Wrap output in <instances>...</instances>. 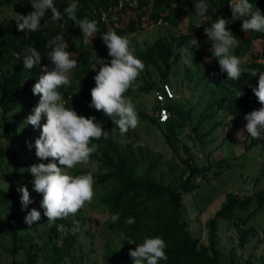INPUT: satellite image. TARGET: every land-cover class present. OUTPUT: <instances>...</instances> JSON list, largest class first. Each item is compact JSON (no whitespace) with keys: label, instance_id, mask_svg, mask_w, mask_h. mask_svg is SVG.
<instances>
[{"label":"trees","instance_id":"obj_1","mask_svg":"<svg viewBox=\"0 0 264 264\" xmlns=\"http://www.w3.org/2000/svg\"><path fill=\"white\" fill-rule=\"evenodd\" d=\"M116 1L54 0V4L63 13L68 5L76 2L78 18L87 17L97 21L98 31L95 34L102 39V35L109 31V23L99 18L98 11ZM138 1L140 6H145L141 12L146 13L152 21L160 19L174 26L183 18L190 19L193 16L202 18L203 23L209 26L216 19H226L228 29L239 39L233 54L242 60V67L264 71V32L249 31L248 35L243 36L241 25L246 17L234 19L226 7L228 0H207L209 11L203 17L196 14L194 7L199 0ZM0 2L12 3L16 15H28L34 11L31 0ZM250 2L264 14V0ZM123 10L127 8L124 7ZM140 22V13L130 15L126 26L115 27V32L123 37L124 34L136 30ZM200 32L197 23H189L186 31L158 35L144 47L132 50L145 65L137 79L139 89L146 92L151 89L161 91L163 86H159L158 82L166 83L180 92L185 86L189 89V95L190 90L197 97L201 93L204 104L195 122L190 115V99L189 104L187 101L183 104L184 112L178 113L172 109L164 121L139 111L143 118H149L162 128L166 142L172 150L173 158L160 160L147 146L118 137L113 130L116 125L113 120L108 116L107 124L103 125L101 116L104 112L90 107L91 90L96 86L94 78L100 68L98 60L100 56H109V51L102 55L90 43L85 45L82 30L66 14L63 19L54 20L51 11H47L37 32L17 31L15 20L8 31L0 26V135L3 137H7L9 130V111L19 107L24 116L28 117L39 102L40 97L34 95L32 89L43 74L42 67H53L47 56V52L51 51L46 47L48 38L62 34L65 50L72 59L77 60V66L68 74L70 85L61 86L58 91L62 94L65 107L73 108L78 115L95 117V121L107 132L106 138L92 142L98 145V149L90 160L96 161L97 168L93 170L87 166H79L73 173H92L94 185L102 189L99 201L107 211L106 220L111 228V235L104 244L103 264H134V259L129 255L130 249H135L146 237L156 236L163 238L167 244L165 251L168 259L159 261V264H248L246 260L237 259L232 249L225 254L227 258L222 259L217 243V220L227 219L233 224L239 232V244L243 245L250 231L254 229L253 226L246 225L247 219L264 203V186L246 195L228 191L220 207L206 220V243L194 236L181 218L182 194L194 191L200 178L212 166L221 168L229 164L227 155L214 160L205 146L197 149V144L201 143L198 131L200 125L208 116L217 119L219 114L224 118L231 114L232 122L239 123L245 120L246 114L262 106L252 91L253 87L258 86L259 76L250 77L245 73L239 81L228 80L227 73H221L219 63L210 51L212 47L199 43L200 47L196 48L190 43L194 38L199 41V37H204ZM253 38L261 39V50L256 54L252 53L249 60L245 61L241 56L248 51ZM28 47H35L43 57L41 65L31 70H26L23 62ZM240 90L243 95L236 97ZM181 96L186 100L184 94ZM170 107L167 108L170 110ZM46 122V115H43L40 123ZM31 126L23 127L24 137ZM3 149L5 148L0 146V151ZM36 156L35 151L27 161H32ZM1 178L8 180L10 184L8 189L0 186V212L9 211L5 221H0V233L10 237L11 243L6 247L12 256L10 264H18L16 255L20 250L24 253V264H36L38 256L50 264H62L65 257H71L77 239L75 222L80 226L84 209H80L76 215L57 220L55 224L48 223L43 227L38 222L31 225L35 233L27 229L32 240L26 241L23 239L26 232L14 224L24 222L32 208H36L44 216V209L41 207L43 197L22 211L16 193L18 187L24 186V181L16 182L12 173L6 172L1 174ZM244 211L247 213L240 215ZM117 212L121 215L114 224L110 217ZM129 217L135 218L134 224L126 223ZM61 224L65 228L64 232L57 231V225Z\"/></svg>","mask_w":264,"mask_h":264},{"label":"clouds","instance_id":"obj_2","mask_svg":"<svg viewBox=\"0 0 264 264\" xmlns=\"http://www.w3.org/2000/svg\"><path fill=\"white\" fill-rule=\"evenodd\" d=\"M229 2L234 19L246 17L241 25L244 32H264V14L257 6L254 7L250 0ZM31 6L34 11L28 15L18 14L13 18L17 24V31L37 32L49 10L54 20H61L66 14L69 20L74 21L83 32L85 45L98 31L97 21L89 20L87 17L78 18L76 2L68 5L63 13L54 4V0H31ZM194 7L200 17L209 11L207 0H199ZM227 24L226 19L219 18L211 28H205V34L212 43L210 51L218 61L221 73H227L228 80L239 81L245 73L250 77L258 75V86L253 87L252 91L258 102L264 105V71L242 67V60L232 54L231 49L238 41ZM102 39L112 59L110 64L104 61L100 63L101 67L94 78L96 86L91 90L90 107L102 110L123 135L130 129L135 130L140 123L135 104L125 93L136 83L145 65L130 50L127 38L115 31H108L102 35ZM190 43L196 48L200 47L196 38ZM46 47L51 49L47 56L53 67L49 69V66L44 65L41 69L43 74L32 89L33 94L40 99L32 114L26 118L25 125L41 129V135L35 140L37 157L41 160L52 158V162L33 164L28 170L34 177V191L43 194L41 207L44 209V216L50 224H55L57 220L76 215L86 204L93 202L96 191L92 173L73 175L68 170L74 169L77 165L88 164L92 154L98 149V145L92 142L102 137L106 138L107 132L95 121V117L87 118L78 115L73 108L65 107L58 89L70 85L68 74L77 66V60L72 59L70 53L65 50L63 35L48 38ZM42 59L40 51L35 47H28L23 56L24 68L31 70L41 65ZM242 95L243 92L240 90L236 97ZM43 115H46L47 122L41 128ZM244 118L247 121L245 129L253 139L264 137V107L251 111ZM232 119L230 118V121ZM31 146L29 144L30 148ZM56 161L59 162V166ZM17 191L22 192L20 202L23 211L33 201L30 199L27 186L18 187ZM120 215L119 212L111 215V221L115 224ZM40 220L41 213L36 208L28 211L24 218L25 224L29 226ZM126 223L134 224L135 218H127ZM78 229L79 223L75 222V230ZM57 231L64 232V226L57 225ZM166 248L167 244L160 236L146 237L143 243L135 249H130L129 255L134 259V264H159V261L168 259Z\"/></svg>","mask_w":264,"mask_h":264},{"label":"rangeland","instance_id":"obj_3","mask_svg":"<svg viewBox=\"0 0 264 264\" xmlns=\"http://www.w3.org/2000/svg\"><path fill=\"white\" fill-rule=\"evenodd\" d=\"M133 14L129 10H123L119 19L109 22L108 30L116 31L115 27L126 26L130 15L132 16ZM15 16L12 3L0 2V26L4 31L10 30V25ZM140 16L146 17L147 23L142 25L140 22L136 30L123 35V37L127 38L131 51L144 47L158 35L177 34L186 31L189 23L203 22L202 18L193 16L190 19L183 18L177 26H174L163 20L160 22L152 21L143 12H140ZM203 33L204 31L201 29L200 34ZM94 35V37L89 38V43L99 53L104 55L109 50L103 39L98 38L96 34ZM242 35L246 36L248 32L242 30ZM237 41L239 43V39ZM235 47L231 49L232 54ZM261 47V39L253 38L250 48L241 58L245 61L249 60L252 53L256 54L260 52ZM111 59L112 57L109 56H100L98 60L100 67V63L103 61L110 64ZM184 81L186 80L184 79ZM138 85L139 80L125 93L126 96L132 98L135 104L140 121L138 127L135 130L130 129L128 133L123 135L117 125H115L113 130L120 138H128L135 144L147 146L150 152L159 157L160 160L173 158L172 150L166 142L162 128L149 118H143L139 114V111L150 116H156L157 118L158 108L162 105L166 107L171 106L170 113L173 110L178 113L184 112L183 104L186 101L189 104L188 100L190 99V106L192 107L190 115L192 121L195 122L204 105L201 100V93L197 97L191 90L189 95V89L185 86V89L182 88L181 92L172 87L173 96L161 100L157 97L155 89L146 92L139 89ZM158 85L163 86L164 83L158 82ZM181 94L186 96V100ZM260 107H264V105L257 107L256 110ZM1 111L0 108V113ZM8 114L10 116L8 117L9 130L7 137L0 135V146L5 148L3 151H0V186L5 189L10 188L9 181L1 178V174L4 172L12 173L13 179L16 182L24 181V186H27L30 199L33 201L28 205L30 206L36 200L42 198L43 194L34 191V177L28 169L33 164L50 163L52 162V158L41 160L36 156L32 161H27L36 151L35 140L41 135V129L31 126L24 137L22 129L26 126L25 120L27 116H24L19 107H15ZM230 118H233L231 114H227L225 118L219 114L217 119L213 116H208L199 127L198 131L201 136V143L197 144V149L205 146L214 160L227 155L229 164L223 165L221 168L216 165L212 166L207 174L203 178H200V182L194 191L182 194L183 212L181 218L185 221L191 233L204 243L207 242L208 235L206 220L220 207L228 191H233L238 195H246L264 186V137L258 140L253 139L245 129L246 120L234 123L232 120L230 121ZM107 119L108 116L103 113L101 116L103 125L107 124ZM216 120L221 122L218 123ZM42 126L43 124L41 123V128ZM29 144L32 145L31 148ZM56 163L59 166V162L56 161ZM79 166H87L94 170L97 168V163L90 160L88 164L77 165L74 169L68 171L73 174ZM94 187L96 195L93 202L83 207V220L79 229L75 230L77 239L71 251L72 256L65 257L62 264H103L104 262V244L111 235V228L106 220L107 211L102 208L104 206H101L99 201L102 189L99 186L94 185ZM16 195L20 202L22 192L17 191ZM246 213L247 211H244L240 215H245ZM8 214V210L0 212V221L4 222ZM48 223L47 217L41 216L39 224L45 227ZM246 225L253 226L254 229L250 231L244 244L240 245L238 229L227 219L218 218L217 243L222 252V259H226L227 256L225 254L229 249H232L237 259L246 260L248 264H264V203L249 216ZM14 226L26 232L23 239L26 241L32 240V235L27 232L28 229L35 233L32 226L24 222L15 223ZM10 243L9 235L0 233V264L11 263L12 256L6 250V247ZM118 246L121 247L120 244ZM16 258L18 264H24V253L22 250L17 253ZM36 264L50 263L43 257L38 256Z\"/></svg>","mask_w":264,"mask_h":264},{"label":"built area","instance_id":"obj_4","mask_svg":"<svg viewBox=\"0 0 264 264\" xmlns=\"http://www.w3.org/2000/svg\"><path fill=\"white\" fill-rule=\"evenodd\" d=\"M126 7L127 10H129L130 12H133L134 14H137L135 12L140 13L145 6L139 5V1L138 0H117L115 3L113 4H109L108 6L104 7L103 9H100V11H98V16L102 21H106V22H110L111 20H117L119 19L120 15L123 12V8ZM227 10L230 11L231 15H233L232 13V9L230 6V2L228 0L227 2ZM141 19V24L145 25L147 23V19L144 16H140ZM157 21H161L160 19H158ZM155 21V22H157ZM198 27H200V29H202L204 31V37H199V43L201 45L207 44L208 46L212 47V43L211 41H209L208 37L205 34V28H211V26L203 23V22H197ZM156 94L157 97L159 99H165L166 97H171L173 96V92H172V88L170 85L164 83L163 85V90L159 91L156 90ZM158 119L161 121H164L168 118V116L170 115V110H168V108L165 105H162L158 108Z\"/></svg>","mask_w":264,"mask_h":264}]
</instances>
